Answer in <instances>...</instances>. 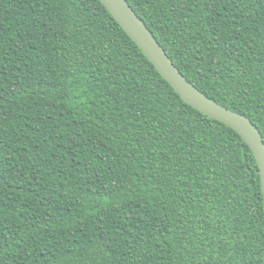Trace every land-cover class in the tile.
Segmentation results:
<instances>
[{"label": "trees", "instance_id": "obj_1", "mask_svg": "<svg viewBox=\"0 0 264 264\" xmlns=\"http://www.w3.org/2000/svg\"><path fill=\"white\" fill-rule=\"evenodd\" d=\"M126 1L264 140V0ZM0 264H264L252 150L99 0H0Z\"/></svg>", "mask_w": 264, "mask_h": 264}, {"label": "water", "instance_id": "obj_2", "mask_svg": "<svg viewBox=\"0 0 264 264\" xmlns=\"http://www.w3.org/2000/svg\"><path fill=\"white\" fill-rule=\"evenodd\" d=\"M99 1L185 103L203 115L230 127L242 137L252 150L259 167L264 199V140L258 128L245 116L222 107L188 82L126 0Z\"/></svg>", "mask_w": 264, "mask_h": 264}]
</instances>
